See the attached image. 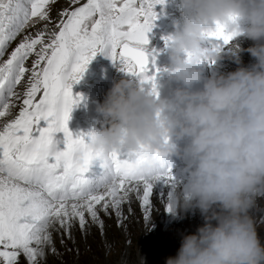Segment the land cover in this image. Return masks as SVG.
<instances>
[{
	"label": "snow or ice",
	"instance_id": "obj_1",
	"mask_svg": "<svg viewBox=\"0 0 264 264\" xmlns=\"http://www.w3.org/2000/svg\"><path fill=\"white\" fill-rule=\"evenodd\" d=\"M160 2L65 0L53 14L57 0H0V264H20L21 257L43 264L46 250L55 251L53 232L71 239L78 224L82 234L92 225L102 233L101 212L124 227L133 202L148 222L152 197L164 195L154 191L157 182L170 188V198L178 180L165 154L151 153L160 166L145 174L143 146L101 154L91 132L68 128L81 99L72 85L98 52L158 96L159 69L147 45ZM234 35L217 22L207 38L226 44ZM56 133H63L62 149Z\"/></svg>",
	"mask_w": 264,
	"mask_h": 264
},
{
	"label": "clouds",
	"instance_id": "obj_2",
	"mask_svg": "<svg viewBox=\"0 0 264 264\" xmlns=\"http://www.w3.org/2000/svg\"><path fill=\"white\" fill-rule=\"evenodd\" d=\"M179 7L166 69L176 86L160 98L132 80L114 81L96 105L103 123L91 132V146L101 154L143 146L145 174L159 169L153 152L185 161L168 212L198 211L203 223L182 236L165 264H264L251 215L264 199V0H179ZM217 22L253 43L232 53L236 70L205 76L200 65L219 58L203 47ZM241 51L254 59L250 67Z\"/></svg>",
	"mask_w": 264,
	"mask_h": 264
},
{
	"label": "rangeland",
	"instance_id": "obj_3",
	"mask_svg": "<svg viewBox=\"0 0 264 264\" xmlns=\"http://www.w3.org/2000/svg\"><path fill=\"white\" fill-rule=\"evenodd\" d=\"M168 4L167 0H162V2L154 5L153 10L156 13V18L153 20V26L148 33L149 43L147 45V49L153 54L155 67L159 69L156 73V84L158 96L160 98L168 97L173 87V82L168 79L167 71L161 68V65H167L169 63L168 54L170 51V41L167 40L168 34L165 33V28L159 25L160 18L158 17L159 14H157L159 12V9L157 8H170V5ZM58 7L59 0H57V3L53 6V14H55ZM176 14L178 13L172 14L168 20H164L167 23L166 27L170 26L168 28L170 31L174 29V22L181 20V16L179 15L180 17H178ZM240 38L247 40L244 37ZM215 40L216 39H214V43H212L213 45L208 44L205 41L204 44L205 46L210 45V49L217 48L216 46H219L218 52L220 49L223 50L221 46L224 47V42ZM14 46L15 42H13L10 46L9 51L11 50V47ZM238 47L240 49H246L249 45L246 43L241 44ZM240 53L246 56L249 63H254V59L249 53L246 51H241ZM117 63L120 64V79L126 78L132 80L134 84L142 87L146 92H149L148 86L141 85L137 77L122 70V64L120 61L113 60L108 55L98 52L87 65L86 70L82 74L79 81L72 85L73 96L75 97L76 95H79L81 97L79 103L73 106L70 113V119L68 121V128L71 132H73V134L79 132L88 133L86 129H83L86 128V126L81 127L80 124L87 123L88 125H91L93 123L94 116L99 114L96 112L97 102L92 101L90 105H86L88 104V99L84 96L85 91L83 89V84L94 78L97 73L100 74V71L97 70L100 65L108 64L110 69H112ZM207 64L208 67L209 65L210 67L212 65V63L210 64L208 62ZM251 65L252 64H245L244 66L250 67ZM223 66H226L227 68L233 67L235 70L238 67V65L233 61H229L225 65L223 63L220 64V68ZM209 72H211V69L208 68V73ZM105 82L106 83L102 81V85L100 84L102 93L104 91L107 92L108 87H110L111 84L109 79H106ZM85 95L88 96L86 93ZM104 97L105 95H103L101 101H103ZM80 103L81 106L78 107ZM58 134L63 135V133H56L54 138L59 139L57 136ZM56 147L57 149H62L59 143L56 144ZM251 215L253 216L257 233L260 236L262 243H264V218H261L264 217V204L257 203V207L252 210ZM197 219L199 222L192 220V223L179 228L181 222L183 223L185 221V216H177L175 218L168 217L167 219H164L163 225H161L160 222H156L151 231L148 228H142L140 222L133 220L129 223L125 236L115 229L112 223L108 222L107 227H105L102 233L99 229H94L86 237H83L82 235L73 236L72 241L69 243L66 239L63 240V243L61 244L63 246L66 245L68 249L57 247L56 251L52 252L53 254L51 257L48 256V253H46L45 258L43 259V264H114L118 261L121 255H124L128 246L130 247V252L128 253L129 263L136 260V251L134 250L136 247L143 250L145 246H149L150 248L152 247L153 251L157 252H161L163 247H165L169 256H175L178 248L180 247L182 236L194 233L196 231L194 224H197L199 227L203 223V219L199 212L197 213ZM165 260L166 258L159 259V261L154 260L152 263L140 264H165ZM20 264H25L23 257L20 258Z\"/></svg>",
	"mask_w": 264,
	"mask_h": 264
},
{
	"label": "bare ground",
	"instance_id": "obj_4",
	"mask_svg": "<svg viewBox=\"0 0 264 264\" xmlns=\"http://www.w3.org/2000/svg\"><path fill=\"white\" fill-rule=\"evenodd\" d=\"M64 2H65V0H59V6L61 4H63ZM168 2H169V4H168ZM167 4L170 5V8H167V7L166 8H157V9H159V12L157 14H159L158 17L160 18V20L158 19L159 25L165 28V31H166L165 33L168 34L167 40L170 41V37L174 33L175 28L172 31H170L168 29L170 26L166 27L167 23L164 20H168L170 18V16L174 13H178V14H176V16L180 17L181 16V9L179 7V0H167ZM205 42L208 44H212V43H214V38H207L205 40ZM246 43L249 46H251V44L253 42L250 40L242 39L240 37H233L228 43H226V44L224 43V47L221 46L223 48V50L220 49V51H219V58L216 59L212 63L211 67H210V65L208 67L207 62H204L200 65V67L203 69L204 75L205 76L210 75L212 72L227 73V72H230L232 70L234 71L235 69L233 67L227 68L226 66H223L222 68H220V64L223 63L225 65L229 61L234 62V60L232 59V53L235 51V49L239 45L246 44ZM203 47L210 49V45L205 46V44H203ZM216 47L218 48L219 46H216ZM239 55H240V60H241L242 65L253 64V63H249V61L246 59L245 55H243L241 53H239ZM167 66H168V64L167 65L164 64V65H161V68L166 70ZM208 68L211 69V72H209V73H208ZM97 70L100 71V74L97 73V75H95L94 78L90 79L88 82L83 84V89H84L85 93L88 94V96H87L84 93L85 98L88 99V104H86V105H90V103L92 101L97 102V103L102 102L101 99H102L103 95H106V93H107L105 91L102 93V91H101L100 84L102 85V81H104V83H106L105 82L106 79H109L111 81V84H110V87H111L114 81H117L120 79V77H119L120 64L119 63L115 64L114 68H112V69H110L108 64H106V65L103 64V65H100L97 68ZM175 86H176V84H175V82H173L172 88H174ZM110 87H108V90L110 89ZM80 106H81V103L78 107H80ZM102 123H103V117L100 114H97L94 116L93 123L91 125H88L87 123H81L80 126L81 127L86 126V128H83V129H86L89 133V132L94 131L95 129H99L101 127ZM57 136L59 137V139L54 138V140L57 141V143H59L61 145V147H63V144H62L63 135L58 134ZM121 153L124 154V153H126V151L121 150ZM184 164H185V161L180 160L178 158H174V161L171 163L172 172L178 180L176 187L181 185L183 180H184V176H183V173L181 171ZM154 191L157 194L163 193L164 195H163V198H161L159 195H155L152 197V208L150 210V218H149L148 222H145L139 205L136 202H133V204L131 206L132 212H131V214L127 215V220L125 222L124 227H118L117 226V222H116V219L114 216H112V217L106 216V215H104L103 212H101L100 217L103 221V230L105 229V227H107L108 222H110V223H112V225L115 229H117L119 232L122 233L123 236H125V234L127 232L128 225L133 220L140 222L142 228H148L151 231V229L154 228L156 222H160V224L163 225L164 219H167L168 217L174 218L168 211H166V203H167L168 192L170 191V188L168 186L164 185L162 182H157ZM257 203L264 204V199H259L257 201ZM125 213L127 214V208H125ZM197 213H198V211L185 213L184 214L185 221L183 223L181 222L179 228L184 227V225H186V224L192 223V220L198 221ZM194 227L197 229L198 225L194 224ZM94 229H99L101 231V229L98 226L92 225L89 230H87L84 234H82V232L79 228V225L78 224L73 225V227L71 228L72 238H73V236H77V235H82L83 237H86ZM62 236H63L62 233L53 232V234H52V243H53L55 251H56L57 247H63V248L68 249L66 245L63 246L60 242ZM72 238L69 239L67 236H63V240L66 239L68 241V243L72 241ZM134 250L136 251V260L129 263L128 253L130 252V247L128 246L124 255H121L120 258L118 259V261H116L114 264L152 263L154 260L159 261V259H165V258L169 257V255L167 253V249L165 247H163L161 252L153 251L152 247L150 248L149 246H145V248H143V250H141L139 247H136V249H134ZM46 253H48V256H50V257L53 254L52 252L51 253L47 252V250H46ZM161 253H162V255H161Z\"/></svg>",
	"mask_w": 264,
	"mask_h": 264
}]
</instances>
